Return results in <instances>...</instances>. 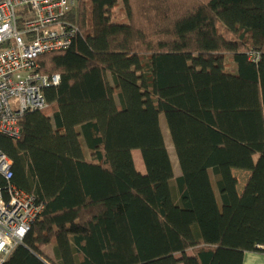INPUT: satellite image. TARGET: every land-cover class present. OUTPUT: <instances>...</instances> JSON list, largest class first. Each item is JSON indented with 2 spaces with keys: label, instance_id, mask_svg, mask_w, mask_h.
Segmentation results:
<instances>
[{
  "label": "trees",
  "instance_id": "1",
  "mask_svg": "<svg viewBox=\"0 0 264 264\" xmlns=\"http://www.w3.org/2000/svg\"><path fill=\"white\" fill-rule=\"evenodd\" d=\"M66 19L73 44L37 58L60 75L46 106L0 134L44 203L2 264H243L264 246V0H77Z\"/></svg>",
  "mask_w": 264,
  "mask_h": 264
},
{
  "label": "built area",
  "instance_id": "2",
  "mask_svg": "<svg viewBox=\"0 0 264 264\" xmlns=\"http://www.w3.org/2000/svg\"><path fill=\"white\" fill-rule=\"evenodd\" d=\"M76 3L0 0V134L19 139L20 117L46 106L44 88L58 84L60 75L41 72L37 58L73 44L77 28L66 16ZM12 176V161L0 149V264L44 210L36 196L11 184Z\"/></svg>",
  "mask_w": 264,
  "mask_h": 264
},
{
  "label": "rangeland",
  "instance_id": "3",
  "mask_svg": "<svg viewBox=\"0 0 264 264\" xmlns=\"http://www.w3.org/2000/svg\"><path fill=\"white\" fill-rule=\"evenodd\" d=\"M161 124H162L163 132H164V135L166 138V142H167L168 147H169V151H170V155H171V158L173 161V165L175 166V172L179 173L180 168H179L178 160L176 157V153H175L172 141H171V136H170V133H169V130H168L164 116L161 117ZM134 155H135L136 162H137L138 166H141V168H143L144 164H143L141 152L139 150H135ZM234 174L238 177V180L240 181V184L238 185V189H239V191H242L243 186L245 185V183L247 182V180L250 176V172L245 171V170L235 169ZM211 180L213 181L212 176H211ZM211 185H212V183H211ZM213 191H214V188H213ZM214 204H215L216 212H218V206H217L216 199H214Z\"/></svg>",
  "mask_w": 264,
  "mask_h": 264
},
{
  "label": "crops",
  "instance_id": "4",
  "mask_svg": "<svg viewBox=\"0 0 264 264\" xmlns=\"http://www.w3.org/2000/svg\"><path fill=\"white\" fill-rule=\"evenodd\" d=\"M135 161H136V158H135ZM136 165L138 169H140L141 171H144V167L141 168V166H138L137 162H136ZM174 169H175V166H174ZM239 184H240V181H239ZM243 264H264V251L263 250L247 251L244 255Z\"/></svg>",
  "mask_w": 264,
  "mask_h": 264
}]
</instances>
